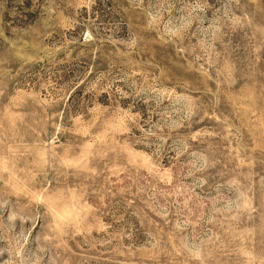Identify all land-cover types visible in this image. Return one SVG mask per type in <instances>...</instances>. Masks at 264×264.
Segmentation results:
<instances>
[{
	"label": "rangeland",
	"instance_id": "1",
	"mask_svg": "<svg viewBox=\"0 0 264 264\" xmlns=\"http://www.w3.org/2000/svg\"><path fill=\"white\" fill-rule=\"evenodd\" d=\"M0 264H264V0H0Z\"/></svg>",
	"mask_w": 264,
	"mask_h": 264
}]
</instances>
